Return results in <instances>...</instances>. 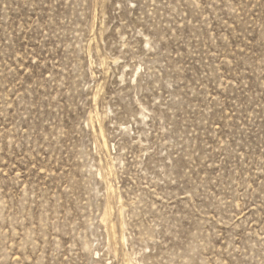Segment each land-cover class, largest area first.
<instances>
[{
	"label": "rangeland",
	"instance_id": "1",
	"mask_svg": "<svg viewBox=\"0 0 264 264\" xmlns=\"http://www.w3.org/2000/svg\"><path fill=\"white\" fill-rule=\"evenodd\" d=\"M0 264H264V0H0Z\"/></svg>",
	"mask_w": 264,
	"mask_h": 264
}]
</instances>
